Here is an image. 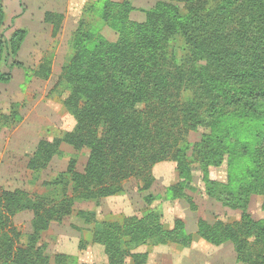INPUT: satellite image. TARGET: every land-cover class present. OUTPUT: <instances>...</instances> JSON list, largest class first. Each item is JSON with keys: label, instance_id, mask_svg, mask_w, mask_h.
Returning <instances> with one entry per match:
<instances>
[{"label": "trees", "instance_id": "16d2710c", "mask_svg": "<svg viewBox=\"0 0 264 264\" xmlns=\"http://www.w3.org/2000/svg\"><path fill=\"white\" fill-rule=\"evenodd\" d=\"M134 10L132 0H105L81 14L58 80L69 90L64 103L76 125L61 138L39 141L28 168H47L64 144L89 150V157L82 172L72 159L55 181L45 183L63 186L60 203L48 206L22 190L0 193V264H65L70 257L58 255L53 263L41 238L52 221L72 212V200L122 194L130 178L139 179L141 191L148 192L155 180L153 167L167 160L176 162L179 173V181L168 188L173 199L195 205L187 190L193 188L197 165L207 196L244 210L257 194L264 208V131L253 137L257 146L245 135L249 124L264 127V0H159L143 10V21L131 18ZM64 18L62 13H45L54 37ZM6 19L0 3L2 84L21 65L17 57L28 36L26 28L6 36ZM101 22L116 32L115 41L101 33ZM178 36L185 42L180 57L175 51ZM3 65L10 70L1 71ZM50 68L46 59L37 74L48 78ZM199 129L205 131L191 142V133ZM225 163L226 189L235 191L217 195L209 168ZM145 200L153 205L156 197L147 193ZM26 210L34 213L32 233L20 244L9 217ZM77 215L95 222L92 239L104 246L107 264H146L149 252L133 251L142 245L189 247L193 242L182 219L168 229L156 210L123 223L97 222L90 212ZM196 234L213 246L231 242L243 264H264V219L246 210L233 223L200 218Z\"/></svg>", "mask_w": 264, "mask_h": 264}, {"label": "rangeland", "instance_id": "374dc122", "mask_svg": "<svg viewBox=\"0 0 264 264\" xmlns=\"http://www.w3.org/2000/svg\"><path fill=\"white\" fill-rule=\"evenodd\" d=\"M104 1L0 0L7 13L5 35L9 36L17 28L28 30L27 39L17 57L21 65L12 69L9 83H0V193L22 190L31 197L43 199L50 206L60 203L65 191L63 186L51 187L45 183L55 181L60 173L68 169L72 159L77 161L78 171L84 170L89 150L76 151L66 144L61 146L59 154L54 156L47 168L35 172L28 168V163L39 141L61 138L76 125L74 116L64 103L69 90L58 85V80L62 66L71 52L70 36L77 27L81 14L90 5L101 7ZM133 2L139 7L132 19L144 20L143 10L151 7L153 0H132ZM56 9L63 10L65 20L61 31L54 37L52 27L44 22V13ZM99 27L106 38L111 41L117 39L116 32L102 22ZM184 48V40L176 37L175 51L178 57ZM46 59L51 60V68L49 77L42 78L37 72ZM9 70L7 65L1 68L3 72ZM247 130L245 135L253 144V137L258 132L262 133L264 127L256 128L255 123H252L246 127ZM204 131L199 129L191 133L190 141L200 139ZM254 145L257 146L256 143ZM152 172L155 180L148 192L141 191L142 182L139 179L130 178L124 182L122 194L99 199L72 200V212L61 220L52 221L49 230L41 238V243L46 246L45 252L53 263L58 255H66L70 258L66 259L65 264H107L104 246L92 239L95 222L86 223L84 218L77 215L79 211L94 214L97 222L123 223L126 218L142 217L151 210H156L162 214V221L168 229L173 228L176 219H182L186 232L193 235V242L189 247L150 243L133 250L149 252V263L146 264H243L237 260L231 242L213 246L201 239L196 234L198 220L202 218L208 223L217 220L233 223L240 220L244 210L255 219H264L263 197L251 195L244 210L225 204L218 196L209 197L206 195L203 172L195 165L193 188L187 190L195 204L192 207L188 200L173 199L168 192V188L179 181L176 162H160L153 167ZM209 180L216 184L214 191L217 195L235 191V188L226 189L229 186L226 163L221 167H210ZM67 191V196L71 197L72 191ZM147 193L156 197L153 205L146 202ZM33 217L31 210L9 217L11 227L20 233V244H25L32 233Z\"/></svg>", "mask_w": 264, "mask_h": 264}, {"label": "crops", "instance_id": "0c3cea01", "mask_svg": "<svg viewBox=\"0 0 264 264\" xmlns=\"http://www.w3.org/2000/svg\"><path fill=\"white\" fill-rule=\"evenodd\" d=\"M59 1V0H58ZM64 1V0H63ZM68 1H70V0H68ZM156 1H158V0H153V2H152V4H150L151 5V7L152 6H154V4L153 3H155ZM41 2H43V0H41ZM60 3V2H59ZM43 4L41 3V6H42ZM133 5H134V7L136 8V10H134L132 13H131V18H132V16H133V14L135 13V12H138L137 11V8L139 7V6H136V4H135V2H133ZM150 8V7H149ZM149 8H147V9H149ZM47 11H53V12H57V13H62V14H64V16H65V13L63 12V10L62 11H60V10H58V9H56V10H47ZM46 11V12H47ZM45 12V13H46ZM45 13H44V15H45ZM64 20H65V18H64ZM144 20H145V18H144ZM143 21V20H142ZM149 263V262H148Z\"/></svg>", "mask_w": 264, "mask_h": 264}]
</instances>
